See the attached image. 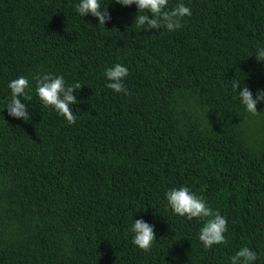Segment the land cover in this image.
Wrapping results in <instances>:
<instances>
[{
    "label": "trees",
    "instance_id": "obj_1",
    "mask_svg": "<svg viewBox=\"0 0 264 264\" xmlns=\"http://www.w3.org/2000/svg\"><path fill=\"white\" fill-rule=\"evenodd\" d=\"M78 3L0 0V264H231L241 247L264 264V101L248 113L232 87L264 90V0H169L192 11L175 31H144L115 0L98 25ZM115 64L130 95L106 86ZM46 73L83 85L74 124L38 97ZM20 76L28 121L5 108ZM182 186L226 218V243L205 249L204 221L173 213ZM140 219L148 252L132 243Z\"/></svg>",
    "mask_w": 264,
    "mask_h": 264
},
{
    "label": "clouds",
    "instance_id": "obj_2",
    "mask_svg": "<svg viewBox=\"0 0 264 264\" xmlns=\"http://www.w3.org/2000/svg\"><path fill=\"white\" fill-rule=\"evenodd\" d=\"M122 6L135 4L138 12L135 17L136 26L143 29L159 30L162 26L169 31H175L183 26L182 21L185 17H190L192 11L184 3H178L172 10L168 8L169 0H115ZM76 12L84 17L91 14L99 21L98 25H105L111 17L107 9L102 8L100 0H79L76 5ZM148 13V14H140ZM149 14L151 18H149ZM256 59L264 62V48H258ZM105 77L109 81L106 85L116 93L130 95L131 93L125 86V79L129 75L128 68L115 64L105 70ZM36 81V93L45 107L54 109L60 116L64 117L68 124L76 122L73 114L72 105L76 104L75 91L83 86L79 82L68 85L63 76H56L51 73L37 75L33 77ZM8 87L11 95L6 102L5 108L8 115L28 121L30 112L22 99L31 102V86L28 78L20 76L9 82ZM233 90L239 91L240 99L245 105L248 113L258 114L256 105L264 101V90H258L256 97L253 98L252 92L247 86L241 89V82L234 81ZM166 200L174 214L187 217L188 220L198 219L204 221L199 232V240L205 249H210L214 245L226 243L225 233L228 231L227 220L218 211H214L202 197L197 196L187 187L173 188L166 193ZM131 232L134 233L132 243L142 251H151L156 240L154 226L144 220H135ZM257 254L250 247H241L231 259V264H254Z\"/></svg>",
    "mask_w": 264,
    "mask_h": 264
}]
</instances>
